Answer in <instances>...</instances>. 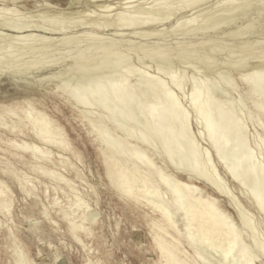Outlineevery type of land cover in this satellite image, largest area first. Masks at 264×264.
Here are the masks:
<instances>
[{
  "label": "bare ground",
  "instance_id": "1",
  "mask_svg": "<svg viewBox=\"0 0 264 264\" xmlns=\"http://www.w3.org/2000/svg\"><path fill=\"white\" fill-rule=\"evenodd\" d=\"M177 1L180 6L172 10H166V4H171V0H118L116 6L110 0H66L64 6L63 0H5V4H1L0 13L4 15H0V84L6 77L10 84L20 89L9 93L0 88V213L5 218L0 220V230L4 229L2 246L11 251L3 264H35L28 255L27 246L14 233L19 225L14 221L16 193L13 187L18 189L23 199L31 200L32 208H38V217L21 212L31 230L38 231L44 219L50 229L60 236L61 243L65 242L63 237L69 233L72 241L81 245L86 253L83 264H105V260L98 256L99 250L92 246L93 239L97 237L96 230L104 226L98 208L99 199L97 197L92 205L85 199L86 193L78 189L77 182L94 189L79 168V165L86 167L83 153L73 143L65 126L45 109L46 95H59L70 104L77 117L91 127L95 140L100 144L98 150L102 155L104 175L112 185L109 186L114 187L117 198L126 204L137 220H144L148 227L150 249L156 253L152 264H255L257 256L252 255L249 247L246 248L245 239L249 240L257 255L264 258V243L256 233V225L250 217L252 214L233 196L216 164H210V150H199L188 124L189 112L182 108L174 91L155 75L163 73L167 80L168 77L172 80L176 70L191 68L203 77L194 82L196 85L189 80L193 86L189 87V106L186 104L193 111L196 124L202 127L198 133L209 138L210 146L219 159L228 157L225 150V155L221 153L220 157L219 153L223 147L230 145L229 151L232 150L231 158L234 159L230 161L237 166L219 162L223 168L225 165L230 179L241 188L248 184L244 179L249 178L251 189L243 187L246 190L243 195L250 205L264 211V180L259 175L255 176L258 168L254 152L253 156L248 155L246 127L231 111H238L233 106L234 101L243 107L244 102L260 97L253 101L255 113H247L252 118L259 115L264 118V0ZM30 2L32 6H28ZM20 9L25 10L21 12L24 17L15 16ZM59 9L65 11L55 13ZM173 15L175 21H171ZM166 24L168 26L164 27ZM78 26H84V29L93 26L100 32L112 30L114 37L92 35L94 39L90 40L93 39V45L98 42L95 46H99V51L91 53V50V54L76 51L78 53L68 58L61 59L65 55L63 53L48 58L60 47L79 44L91 37V33L88 37L87 32L68 35V30ZM226 30L230 31L216 35ZM84 35L88 38L80 39L85 38ZM168 37L180 40L167 42ZM71 58L75 61L69 67L43 69L48 67L44 66L47 63L60 64L58 62ZM28 61L31 65L28 70L10 67ZM4 67L8 68L2 70ZM139 67H153V71L157 72H145ZM136 68L142 80H136L135 86L136 83L141 85L143 93L140 94L143 97L152 95L153 101L147 106L143 102V105L138 104L141 100L133 94V82L132 88L127 83L129 76L137 72ZM183 74L182 77H185ZM170 79L171 88H182L181 82ZM210 91L227 99H210ZM231 92H236L237 98L231 96ZM92 105L103 111L92 109ZM139 105L142 106V115L138 114V120H135L132 111ZM105 110V113L107 110L110 113L107 114L108 120L114 121V117L120 116L132 124L131 127L139 125L144 131L153 132L148 133L149 136H162L160 140L165 137L162 144L158 143L162 145V150H158L162 165L154 162L151 141L148 143V135L144 137L146 133L143 136L140 133L141 137L139 133L138 137L126 133L123 137L121 132L126 130L125 127L119 125L121 122L115 124V121L104 120ZM153 117L158 118L156 126L150 124L154 122ZM260 126L264 131V125ZM154 149L157 150L156 147ZM67 153H72L75 160H71ZM174 156H177L179 162L176 163L181 166L173 162ZM166 158L173 162L171 166L174 170L170 171ZM182 161L188 162V166H183ZM239 163L243 165L242 173L239 172ZM209 164L212 168L210 172L206 171ZM260 168L263 169L262 165ZM262 171L260 175L264 174ZM71 172L74 178H71ZM178 173H185L186 178H181ZM240 174H243V179ZM194 179L204 181L224 196L239 222L223 210L217 196L196 184ZM36 183L42 184L44 191H40ZM40 193L49 200L48 205L44 204L45 199L43 202ZM37 238L44 243L40 235ZM47 247H54L56 261L59 257L57 246L48 242ZM40 253L38 248L37 254ZM107 254L111 256L110 251Z\"/></svg>",
  "mask_w": 264,
  "mask_h": 264
},
{
  "label": "rangeland",
  "instance_id": "2",
  "mask_svg": "<svg viewBox=\"0 0 264 264\" xmlns=\"http://www.w3.org/2000/svg\"><path fill=\"white\" fill-rule=\"evenodd\" d=\"M4 1L5 0H0V6H1L2 3L5 4ZM65 1L66 0H63V2H62L63 5L62 6H64ZM117 1L118 0H110V2L113 5H115V6L117 5L116 4ZM171 1H172L171 2V4H172L174 2V0H171ZM169 2L166 4V6H167L166 10L167 9L168 10L169 9L172 10L173 8H176L177 6L178 7L180 6L179 5L180 2L177 1V0L173 3L174 5L172 4V7H171V4ZM32 4L33 3L30 2L28 6H32ZM9 6H12V5L9 4ZM23 11H25V10L20 9L18 12H16L17 14L16 13H13V14L14 15L16 14L15 16L18 15V17H22V16L24 17L25 16L24 13L21 14V12H23ZM64 11H62V10L59 9V10H56L55 13H63ZM0 15L3 16L4 14H1L0 13ZM174 17H175L174 15L171 17V21H175L176 20V18H174ZM167 26H168V24H166L164 27H167ZM86 27L87 28L84 29V26H82V27L81 26L80 27L78 26V27H76L77 29L75 28L74 30H71V31L68 30V35H78V34L83 35L84 32H87L88 33V37H89V34L91 33L90 34V36H91L90 38H88L85 35H84L85 38H80V39H87L88 38L89 39V42H88V39H87L86 40L87 42L86 41H83L82 42L83 44L82 43H79L80 45L77 44V43L76 44L75 43L74 44H70L69 46L67 45L68 46V49H67V46L64 47V48H61L60 47L61 49L59 48L58 50L53 51L50 54V56L48 54L47 57L49 56L48 58H51V57L54 58V57H57V56H59L60 54L63 53V54H65L64 56L61 57V59H63V58H66V57L68 58L69 55L70 56H73V54H76V53H78L80 51H84V52L86 51L88 54H91V53L97 52V50L99 49V46H97V47L95 46L96 44L98 45L97 40L94 41V42H97V43L93 45V41L92 40L94 38H93L92 35H95V34L102 35L103 37L105 36L106 38L107 37H114V36H112V33H113L112 30H108V31H106V30L104 31L103 30L102 32H100L98 29L97 30H94L96 28L93 27V26H90V28H89V26H86ZM228 28H231V27H227V29ZM85 30H87V31H85ZM88 30H90V31L88 32ZM229 31L230 30H226L223 33H219V34H216V35L217 36H221V35H223L225 33H228ZM126 33H128V31H126ZM135 37H131V38L132 39H135L136 41H139L140 40V38H135ZM91 38H93V39L90 40ZM105 40L106 39H104V41ZM179 40L180 39L168 37L166 41L167 42H176V41H179ZM100 41H102V40H100ZM89 43H91V44H89ZM74 45L77 46V47L75 48ZM78 45L81 46V47H79ZM83 45H85V46H83ZM86 45L88 47V50H87ZM93 49L94 50L96 49V50L94 51ZM76 51H78V52H76ZM90 51H91V53H90ZM53 53H55V54H53ZM58 53H59V55H58ZM45 56L46 55H44L43 58H45ZM73 60L75 61V58H71L70 60H64V61L58 62L60 64H55V65H50V64H52V62L51 63H47L44 66H47L48 65V67H45L43 69H45V70H51L53 68L54 69H58L61 66L69 67L70 65H72ZM16 66L17 67H21L22 69L28 70V69H30V66L31 65L29 64V61L28 62H21V63H16V64H13V65H10V67H13V68L16 67ZM6 68H8V67H4V68H2V70H5ZM139 68H140L139 70H141V69L143 70L144 69L143 71L149 72V73H156L157 72V71L156 72L153 71V69H155L153 67H150V68H143V67L141 68V67H139ZM136 69H137V72H133L132 73V75L134 77L132 75H130L129 78H128V82L127 83L130 85V87L132 86V84H133V86H135V81L136 80L137 81L138 80H142L141 79L142 75L139 74L138 68H136ZM39 70H42V69H39ZM193 70H195V73L196 74L193 73L194 72ZM193 70H191V68L190 69H184V70L182 69L181 71L180 70H176L177 73L176 72L173 73L172 76L174 77V75H175L174 78H176L177 80H181L182 79L181 81H177L173 77H172L173 78L172 80L170 79L171 77H168V80H167L166 79L167 76L166 75L164 76L163 73H161V75L158 74V73H156L155 75L156 76L158 75L157 77L160 78V80L162 81V83H164L165 86H167L168 88L170 87V89H172L174 91L175 96L177 98V101L180 103V105L182 106V108H184L185 110H187L189 112L190 115H189V123L188 124L190 125L189 127H190V129L192 131V136L195 138L196 142L199 144L198 145L199 146V150L202 151L205 148H208L210 150V152L212 153V158H211L212 161H211L210 164L211 165H215L216 164V166H217L216 168H218L219 173L221 174L222 177H224V179L228 183L229 188L232 190L233 196L236 199L238 198L239 201H240V203L242 204L243 208H245L246 210H248V212H250L252 214V215H250V217H251L252 222L256 225V230H257L256 233H257L259 239L260 240H263L262 242L264 243V239H263L264 238V215H263L264 211H261L259 209H256L252 205H250V202L243 195V193L246 191L244 189L246 186H247L246 187L247 190L248 189H251L252 184L250 186L249 183H251V182L248 180L249 178L248 179L246 178L248 181L246 179H244V181L247 182L249 185L248 184H244L245 186L243 185L242 188L236 182H233L230 179V175L226 172L225 165L223 164L224 165V168L222 166V163H225L226 165H228V164L229 165H233L234 164V161H230V159L231 160L233 159V158H231L232 157L231 155L233 153L232 152H231L232 154L230 153V151H232V150L229 151L230 145L229 144H228V146L226 145L227 146L226 148H228V150H226L225 147L222 148V151L220 150V153H219L220 157L222 155H225V154H223L224 152H226V155L228 156V157L227 156H224L225 158L227 157L226 159H224L223 156L221 157V159L223 158L225 160V162H223V159L222 160L219 159L218 158V155H216L215 149L212 148V146H210L211 143H209L210 142L208 140L209 138L206 135L205 136L199 135L198 130L199 131L202 130L201 129L202 127H201L200 124H196V119H195L194 113L192 114L193 111L189 107L187 108V106H189L188 105L189 103L187 102L188 94L190 93L189 90L193 86L191 84H193L195 81L200 80V79L203 78L202 76L198 75V73H197L198 71L196 69H193ZM4 73H5V71H4ZM135 73H136V75L137 74H139V75L136 76V75H134ZM181 73L182 74L184 73L183 76H185V77H182V74ZM187 74H188L189 77L187 76ZM191 74H192V76H194V78L191 76ZM176 75H177V77H176ZM138 76L139 77L141 76L140 79H139ZM145 76L146 75H144L143 77H145ZM190 76H191L192 79H190ZM196 76H198L197 78H199V79H197ZM186 78H187V80H185ZM169 79L171 81H174L175 80L176 82H181L180 84L181 85L183 84L181 86L182 88L180 90H178L176 88H173L174 86H172V88H171V85L172 84L170 85ZM189 80H191V81L193 80V81L191 82ZM214 80L216 81L217 79H214ZM182 81H183V83H182ZM187 81H189V82H187ZM190 82H191V84H190ZM194 85H196V84L194 83ZM202 86H203V84H202ZM137 87H139V88H137ZM0 88H1V90L3 92L5 91V92H9V93H14V92L20 91L19 88L14 87L12 84H10V81L6 77H4L2 79V82L0 84ZM134 88H133L134 89L133 91L134 92L136 91V93L133 92L134 96H138L140 98V100H141V101H139L138 104L143 105L141 103V102H143L144 104L146 103L145 105L147 106V105H149L153 101L152 95L151 96L148 95L147 92L146 93L144 92L145 95L147 94L146 97H143L144 95L143 94L142 95L140 94V92L143 93L142 92L143 91V88H141V85H138L136 83V86ZM183 88H185V90ZM139 89H141V91ZM201 89L204 90L203 87ZM241 89H242V87H241ZM137 90H138V94H137ZM21 91H22V89H21ZM135 94H137V95H135ZM139 95H141V96H139ZM208 95H209L210 99H213V100L220 99V100H223L224 101V99H227V97H224V96L220 95L217 92L216 93H213V92L210 91L208 93ZM236 95H237L236 92H231V96L237 98ZM218 96H220V97H218ZM231 96H229V97H231ZM141 98H143V99H141ZM214 98H217V99H214ZM256 98H258V97H255V100H253V101H256ZM44 99H45V102H44L45 103V109L48 112L52 113L56 118H58V120L65 126V128L67 129V132L69 133L70 137L73 140V143L83 153L84 160H85V163H86V167L83 168L78 163H77V165H79V168L82 169V171H83V173L85 175L86 182L92 184L94 186V189L91 190L83 182H77L78 185H79L78 186V189L80 191L86 193L85 194V197H86L85 199L87 201H89V203L92 204V205H94L93 203H95L94 201L96 200L97 197L99 199V201H98V208H99V211L101 213V219L104 222V224H103L104 226L96 230L97 231V237L95 239H93V241H92V246L93 247H96L99 250L98 256L101 259L105 260V264H152V261L156 259V253L153 250L150 249V241L151 240H150V237L148 235V231H149L148 230V227H146L147 225H145L144 220H142V219L137 220L136 216L131 211H129V208L126 206V204L124 202H122L119 198H117V195H116V193L114 191L115 189H113L114 187L112 188L111 187L112 185L109 183L108 179L106 180V176L104 175L105 174L104 173L105 170H104V166L102 164V155H100L101 153L98 150L100 144L95 140V135L92 134V131L90 129L91 127L88 126V123L87 122L82 121L80 118H78L77 115H76V112L72 109V107L70 106V104H68L67 102H65L59 95H56V96L55 95L54 96L53 95H49V96L46 95L44 97ZM228 99H230V98H228ZM263 99H264V97H263ZM146 100H147V102H145ZM137 101H138V99H137ZM253 101L252 100L251 101L248 100L247 101L248 103L244 102V104H242V105H244L245 107L244 106L242 107L241 104H238L236 101H234L233 106H234V108L236 107L235 109H237L238 111H235L234 109H232L231 111H234L232 113L236 114L235 117L238 118L239 123H241L242 125H244V127H246L245 130H246L247 144L249 146V151H251V152L253 151L254 152V159H256V163L257 164L255 162L254 163L257 165V168L258 169L261 167V165L263 167V169L260 168L261 170L260 169L259 170L256 169L255 176L256 175L257 176L259 175L261 177V179L264 180V176H263L264 174L260 175L262 170H263L262 173H264V156H263V154H264V152H263L264 151V148H263L264 147V131L262 130V128H259L258 127V126H260V124L264 125V120H263L264 118L263 117H260V115H259V117L258 116H254L252 118V115L250 116L248 114V113L253 112L256 109V108H254V102ZM91 102H93V101L91 100ZM186 104H187V106H186ZM141 105H139L140 108H139V106H137L138 109L136 108L135 111H132V113L136 115V116L134 115L135 120L137 119L136 117L139 116L138 114H141L142 115V113L140 112L141 109H142V106ZM221 105H223V104H221ZM92 106L94 107L92 109H94L96 111H101V112L103 111V109L102 108L99 109L98 106H94V105H92ZM251 107H253V109ZM97 108H98V110H97ZM244 109H246V110H244ZM137 110H138L139 113L136 112ZM108 111L109 110H107V113H105L106 110L103 112L104 113V117H103L104 120H108L109 119L108 116H107V114L109 113ZM263 111H264V108H263ZM134 112H136V113H134ZM254 113H255V111H254ZM240 114H243V115L241 116ZM247 115H249L250 118ZM118 117L120 118V116H118ZM118 117L117 116L114 117V121L116 122L115 124H117V122H118V124L121 122L119 125H123L122 127H125L124 129H126L127 131L130 132V133L129 132H124L126 130H122L121 133H122V136L123 137H125L126 133L127 134L136 135L137 137H138V133L139 134L141 133L142 136L146 133L144 137H146V135L149 136V134H152L153 133V132L152 133L151 132L149 133L148 130L144 131V129L143 128H140L139 125H137V126L141 130H139V128L137 126L135 127V125H133V127H131L132 124H128L122 118H120V120H121L120 121ZM157 119H158L157 117L156 118L153 117L152 120L155 123L152 122L150 124L151 125L152 124L153 125L157 124L158 123ZM256 119H257V121H256ZM109 121H111L112 123H114L113 119H110L107 122H109ZM258 121H261V123L260 122L258 123ZM256 122L258 123V126H257V123ZM125 123H126V125H125ZM262 125L260 127H262ZM111 126H112V124H111ZM132 128H134L135 130L137 129V130L134 131V129L132 130ZM142 129H143V132H141ZM176 129H177V127H176ZM90 131H91V133H90ZM132 131H134V132H132ZM136 132H137V134H135ZM194 133H195V135H194ZM141 134H140L139 137H141ZM259 134H261V135H259ZM150 137H151V139H150ZM148 138H147L148 143L151 141L150 142V146H151V148H150L151 150L150 151L152 153H154V155H151L153 157V159H154V162H156L158 165H162V163L159 161V158H158L159 157L158 150H159V152H160V149L162 150V148H161L162 145L160 146L159 144L160 143L161 144L163 143V140L165 139V137H164L163 140L162 139L160 140V138H162V136L161 137H154V136H151L150 135ZM155 138H156V140H155ZM256 139H258V140L260 139L259 141L260 142L263 141V142L260 143ZM158 140H160L161 142L158 141ZM155 145H159V146H155ZM152 147H153V149H152ZM154 147H156L157 150L154 149ZM153 150H155V151H153ZM223 150H225V151L223 152ZM228 151H229V153H227ZM247 151H248V149H247ZM249 151H248V155H252L253 156V152L251 154V152H249ZM221 153H222V155H221ZM157 154H158V156H157ZM257 154H258L259 157L257 156ZM215 155H216V157H215ZM67 156H69L71 158V160H73V161L75 160L74 157H73V155H72V153H67ZM176 157L174 156L173 158L176 159ZM166 159L168 160L167 161L168 162L167 165H168V168L170 169V171L171 170H174V166L172 165L173 166L172 167L171 164H173V162L176 163V162H179V161H177V159H176V161H174V159H173V162H172L168 158H166ZM199 159H200V157H199ZM251 159H250V161H251ZM219 161H221L222 163L219 162ZM226 161L227 162L230 161V163L229 162L226 163ZM169 162H170V164H169ZM236 162H237V160H236ZM259 162H260V166H258ZM180 163L182 165L185 164L183 166H188V162L185 163V162L182 161ZM177 164H179V163H176V165ZM210 164L207 167L211 166ZM241 164L240 163L238 164L239 165L238 167L241 168V170H240V168L238 169V170H240L239 172H241L242 169H243V165H241ZM235 165H233V166H235ZM19 167L21 168V166H19ZM238 167H236V168H238ZM210 168L211 167H209V169H207L206 171H209L210 172ZM178 175L181 178H183V179L186 178V174L185 173H178ZM70 176H71V178H74V173L71 172V175ZM240 177L243 179V174H240ZM47 180L48 179H45L44 181L48 183ZM263 180H262V182H263ZM194 181L199 186L205 188L208 192H210V193L214 194L215 196H217L221 200L220 201V204H221L223 210L226 211L228 214H230L235 219V221L237 220L239 222L238 218L236 217V212L228 205L227 199L224 196H221L218 193H216L210 186L206 185V183L204 181L198 180V179H194ZM9 183L12 184V181L9 180ZM263 184H264V182H263ZM36 185H37V187H38V189L40 191H42V190L44 191V186L42 184L40 185L39 183H36ZM109 185H111V186H109ZM263 188H264V185H263ZM13 189L15 190V193H16V199L14 200V209H13L14 221H15L16 224L19 225V228L16 231H14V233L27 246L28 255L35 262V264H59V263L60 264H67V263L68 264H83L84 263L83 261L85 259L86 253L84 252V250H82V247H81L80 244H77L76 241H72L73 239H72V237L69 236L70 235L69 233H67L65 235V237H63V240L65 242L64 243H61V241L59 240L60 236L57 233L53 232L50 229V227L48 226V224L46 223V221L44 219H43V222L40 224V227H39V230L38 231L34 232L33 230L30 229L29 222L21 217V212L24 213V214H32L33 217H38V210H37L38 208H36V209H35V207L32 208L31 207V200L29 198H26V200L23 199L22 198L23 195L18 191V189H16V187H13ZM242 190H244V191H242ZM93 193H94L95 197L93 196ZM52 194L53 193L50 190V195H52ZM40 195H41V198H42V201L43 202H44V199H45L44 204L48 205V201L49 200H47L45 198L44 194H41L40 193ZM58 195L61 197V199H63V196L61 195V193H59ZM63 201L65 202L66 200L63 199ZM0 220H3V221L5 220V218L1 215V213H0ZM117 222L119 223V230H118V232L116 231V223ZM132 225H136V227H133ZM37 235H40V237L43 239L44 243H42V242H40L38 240ZM35 237L37 239H35ZM137 237H139V239ZM102 240H104L103 243H102ZM248 241L246 239L244 241L245 244H248V246H246V248L249 247V250L250 249L252 250V255L254 254L255 256H257V259H255V264H262V260L264 261V258L262 256H258L257 255V252L254 249H252L253 247H251L249 245V242ZM48 242H51L53 246H57L59 257L57 258L58 260L56 259V261H55V258H54L55 257V249H54V247H47L48 246ZM3 243H4V229L2 228L0 230V244H1V246H0V264H3L4 258L6 256H8V254H10V252H11L9 249H5L4 246H2ZM38 248H40V250H41V253L40 254H37ZM251 250H250V252H251ZM106 251L107 252L110 251L111 252V256H109ZM95 254H97V253H95ZM94 255H92V259L93 260H95V258H93ZM107 256H109L108 257L109 260H108ZM259 257H261V258H259Z\"/></svg>",
  "mask_w": 264,
  "mask_h": 264
},
{
  "label": "snow or ice",
  "instance_id": "3",
  "mask_svg": "<svg viewBox=\"0 0 264 264\" xmlns=\"http://www.w3.org/2000/svg\"><path fill=\"white\" fill-rule=\"evenodd\" d=\"M262 264H264V261H262Z\"/></svg>",
  "mask_w": 264,
  "mask_h": 264
}]
</instances>
